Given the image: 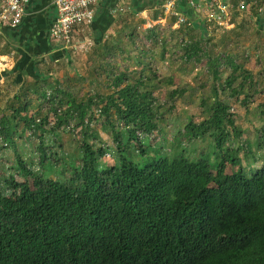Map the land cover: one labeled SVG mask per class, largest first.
Masks as SVG:
<instances>
[{
    "label": "trees",
    "instance_id": "1",
    "mask_svg": "<svg viewBox=\"0 0 264 264\" xmlns=\"http://www.w3.org/2000/svg\"><path fill=\"white\" fill-rule=\"evenodd\" d=\"M251 17L264 28V0ZM237 23L232 44L204 21L129 18L94 46L101 87L78 72L51 81L49 62L0 71L14 93L0 105V264H264V50L259 26ZM11 35L0 55L15 52ZM197 88L200 112L181 127L177 101ZM242 109L261 120L253 145Z\"/></svg>",
    "mask_w": 264,
    "mask_h": 264
},
{
    "label": "built area",
    "instance_id": "2",
    "mask_svg": "<svg viewBox=\"0 0 264 264\" xmlns=\"http://www.w3.org/2000/svg\"><path fill=\"white\" fill-rule=\"evenodd\" d=\"M100 0H52L55 18L50 26L49 34L62 50L84 47L79 42L82 33L89 30L96 16V7ZM30 0H0V22L10 27L19 26L25 18L26 7ZM257 0H187V10L180 7V0H165L164 17L152 19L144 15L146 26L165 24L171 17L177 18V24H191L204 21L207 31L214 33L215 27L232 30L238 27L236 13L252 15ZM224 29V31H225ZM0 65L1 61H0Z\"/></svg>",
    "mask_w": 264,
    "mask_h": 264
},
{
    "label": "crops",
    "instance_id": "3",
    "mask_svg": "<svg viewBox=\"0 0 264 264\" xmlns=\"http://www.w3.org/2000/svg\"><path fill=\"white\" fill-rule=\"evenodd\" d=\"M164 1L100 0L96 7L93 25L79 37V42L85 45L87 61L92 65L93 61L90 57L94 55V46L99 44L98 40L109 39L110 35L123 28L124 21L127 19L133 17L135 24L139 25L138 17H141L142 23H144V15L148 14L153 19V12L157 10L163 11L162 17H164ZM180 7L190 13L187 9V0H180ZM55 14L52 0H30L26 7L24 21L19 26L10 27L8 24L0 22V33L4 35L12 33L9 41L15 52L19 53V58L15 62L13 70H16L21 62L26 64L46 63L51 62V56L58 59L63 55L62 48L52 40L49 34ZM262 23H264V20ZM78 48L82 47L77 45L75 50ZM14 53L13 56L15 57ZM55 61L57 60L55 59Z\"/></svg>",
    "mask_w": 264,
    "mask_h": 264
},
{
    "label": "rangeland",
    "instance_id": "4",
    "mask_svg": "<svg viewBox=\"0 0 264 264\" xmlns=\"http://www.w3.org/2000/svg\"><path fill=\"white\" fill-rule=\"evenodd\" d=\"M244 14H240V18L237 19V21H247L249 25H251L254 30H258V21L257 19L251 17L252 15H244ZM244 19V20H243ZM138 20V24L140 25V23L142 24L141 26H143L144 23H142V19L141 17H138L137 18ZM257 22V23H256ZM259 28L261 29V34H262V41H260V49H259V53L261 54V51L260 50H264V28H261V26H259ZM239 29V26L235 29H232V30H226L224 31L223 28H219V27H215L214 28V35L216 36L217 40H219L220 38L222 39L224 36H229L230 39L232 40V44L236 43V40H235V34L237 32V30ZM236 31V32H235ZM263 31V32H262ZM105 40V39H104ZM255 43V42H254ZM253 42H250L248 45H243L245 43H242L243 46H246L247 47V50H248V53L249 55L251 56V59H250V62L248 63V67L250 68H254V69H257V68H260L259 64H255L256 62V56H257V50L255 49V45H254ZM65 51V50H63ZM67 53L64 54L65 52H63V55L60 57V58H54L56 59L57 61L55 62H49L48 65H49V71L51 73V81L55 78V79H58V78H61L63 73H66V72H69L68 74L69 75H73L74 73H81V74H85V75H97V79L98 81L101 83L99 85V87H101L102 83L104 84H107V83H110L111 80L109 78H102L103 76V72L101 70L96 71L95 67H92V65L89 63V61H87V52H86V48L85 47H82V48H78L75 50V48L73 47H70V48H67ZM264 53V51H263ZM118 55V58H115L114 61H118L120 62V59H119V54ZM262 62L264 63V54L262 55ZM0 61H1V64L0 65V71L2 70H5V69H14V65H15V62L17 61L16 57L12 55H0ZM264 66V64H263ZM95 69V71H94ZM29 70V69H28ZM14 71V70H13ZM15 75H12V77L15 79L16 75H17V71H14ZM161 72L164 73L163 70H161ZM26 73V76L24 77L25 79H27V81H31L32 80V76L29 74L27 75V72L25 71ZM178 80H180V77L182 76L181 73L178 74ZM10 87V84H3L2 82H0V91H1V94H0V105L4 106L7 101L10 99H12L11 97H13V92L11 91V89L9 88ZM192 93V96H191V99L190 101H183V100H178L177 101V105H178V112L177 115L179 117H182V122L180 123V126L183 127L186 123L189 122L190 120V112H193L194 114L197 113V112H200V108L198 107V104L197 105H194V102H199L198 99L201 98L202 94H203V90L201 88H197L195 89V91H191ZM229 101V100H227ZM231 101V100H230ZM232 102V101H231ZM234 103V102H233ZM235 104V103H234ZM242 114L244 115L243 117L239 118L237 120V122H239L243 128L245 129V137H247L248 139H250V142L251 144L253 145L254 144V131H253V127L251 126L250 124V120L251 121H257L258 124L261 123V120H257L256 117L252 114H250L249 116H245V112L244 110L242 109ZM99 132H100V135L102 138H104L109 144H112V134L111 132L108 130V127L107 126H99ZM37 141V139H34ZM212 142L210 140V142L208 143L207 141H199L197 140L196 142H194V145H197L199 146L200 148H204L205 149H208V146L209 144L211 145V148H212ZM156 144L158 143L159 146H162L163 145V142L161 139H158V142L156 140L155 142ZM172 145L174 148H177L179 147V140L178 139H173L171 141ZM66 147H69L71 148V145L70 144H67ZM199 147H195L194 150H196L198 148L199 150ZM75 151V149H73ZM162 151L164 153L166 152H169V147H163L162 148ZM260 155H263L264 157V153L263 152H259ZM134 152H132V156H134ZM6 158L8 157L9 159H14V154L12 151L8 152L7 154H5ZM107 158H109L107 156ZM110 160V158L108 159ZM69 161V159L67 160ZM5 166H3L4 170L6 173H8V171L6 169H9L10 165L9 164H6L4 163ZM0 165H2V161L0 162Z\"/></svg>",
    "mask_w": 264,
    "mask_h": 264
}]
</instances>
